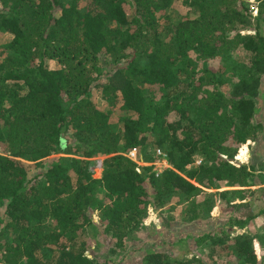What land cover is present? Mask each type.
Segmentation results:
<instances>
[{
    "label": "trees",
    "instance_id": "16d2710c",
    "mask_svg": "<svg viewBox=\"0 0 264 264\" xmlns=\"http://www.w3.org/2000/svg\"><path fill=\"white\" fill-rule=\"evenodd\" d=\"M255 4L256 15L248 0H0L1 264H101L91 240L105 235L118 253L150 206L187 203L193 222L212 218L218 199L232 215L221 234L195 237L213 246L207 258L264 264V232L235 234L264 213V0ZM248 140L254 155L240 163ZM134 148L149 164L160 149L170 166L139 172ZM95 157H105L99 179ZM141 264L206 263L154 249Z\"/></svg>",
    "mask_w": 264,
    "mask_h": 264
},
{
    "label": "rangeland",
    "instance_id": "374dc122",
    "mask_svg": "<svg viewBox=\"0 0 264 264\" xmlns=\"http://www.w3.org/2000/svg\"><path fill=\"white\" fill-rule=\"evenodd\" d=\"M248 1L252 2L251 7L253 8V6H255V2H253L252 0ZM175 7L179 11L178 13L182 14L184 8L180 7L179 9L178 4H175ZM174 17H176L174 19V22H176L179 18V15H175ZM163 22L165 21L163 20ZM4 37L8 38V35ZM49 63L51 68L58 67V63H56V61H51ZM262 92V96L264 97V83ZM96 93H98V91ZM94 99L100 102V96L98 94L94 95ZM262 111L258 113L259 120L264 117V111ZM118 117L119 113H112L111 121L117 123ZM118 125L120 127V123L117 124V126ZM252 143L253 145L256 144L253 141ZM243 145L241 146V148L243 147ZM241 148L239 149V151L241 150ZM253 152L254 151H251L250 154L254 155ZM140 155L141 154H139L138 151V157L141 158ZM58 156H61V154H54L50 156V158H55ZM104 159L105 157H95L91 159V171L93 177L96 179H99L102 176ZM246 161L248 163L250 162L249 159H246ZM25 162L30 165L33 164V162L30 161ZM181 204L178 205L174 201H172L170 204L161 208L150 206L144 219V230L140 232L137 239H129L122 250L117 249L118 253H112L110 251L109 247H112L114 243L111 239H107L105 235H102L96 240H91L90 247L87 248V254L90 257H96L101 264H141L144 254L157 249L168 252L171 255L173 254V256L176 258H190L192 255H195L197 258H202L203 262L206 264H216L213 260H210L206 256L207 252L209 253L211 251V248L213 249V246L209 244L210 242L205 243L204 241H201L198 243L195 240V237H201L203 234L208 232H213V234H221V229L218 227H222L225 224L228 215H225L223 219L218 220L207 218L206 221L199 219L193 222H187V203ZM230 214L232 215V213H229V215ZM94 220L96 222L99 221L98 215H94ZM191 224H193L194 226H192ZM263 232L264 225L259 222V224L256 226L255 232L251 233L261 236ZM237 233L242 232L240 228L236 227L235 234ZM222 247L223 246H218L217 249L215 247L214 249L217 252L218 250L223 252ZM255 247L257 250L261 249L258 244H256Z\"/></svg>",
    "mask_w": 264,
    "mask_h": 264
},
{
    "label": "crops",
    "instance_id": "0c3cea01",
    "mask_svg": "<svg viewBox=\"0 0 264 264\" xmlns=\"http://www.w3.org/2000/svg\"><path fill=\"white\" fill-rule=\"evenodd\" d=\"M254 147H255V145H253V143H252L251 140H248L243 145V147L241 148V150L242 149L245 150L246 157H245V159H239L237 157L240 160V163H246V164H248V162L246 161V159L247 160L249 159L250 161L252 160L253 155L250 154V152L254 150ZM240 151H239V153H240ZM238 155L239 154H237V156ZM250 157H251V159H250ZM243 160H245V161H243ZM256 173H258V172H256ZM262 186L264 187V184H262L261 186H257V188H261ZM236 188H238V187H236ZM226 189H233V188L232 187L225 186L223 184H222L221 188H219V190H226ZM218 200H219L218 203H216V205L214 206L213 210L211 211L210 216L212 218H210V219H216V220L223 219L225 217V215L227 216V215H229V213H232V211H227V209H226L227 208V204L226 203H224L221 199H218ZM181 205H183V204H181ZM201 220L206 221L207 219L204 217ZM259 222H261L264 225V213L261 214V215H259V216H257L255 219H253L250 222V224H248V226H247L248 228H240V230H241L242 233H244L246 230H248L250 232H255L256 226L259 224ZM191 225L194 226L193 224H191Z\"/></svg>",
    "mask_w": 264,
    "mask_h": 264
},
{
    "label": "built area",
    "instance_id": "2783aa9c",
    "mask_svg": "<svg viewBox=\"0 0 264 264\" xmlns=\"http://www.w3.org/2000/svg\"><path fill=\"white\" fill-rule=\"evenodd\" d=\"M252 1L254 2V0H252ZM253 13L255 15L257 14L256 4H255V6H253ZM127 156L137 163V165H138L137 171H139V172L142 171L143 166L153 164V172H155L156 176H159L165 169H167L170 166L167 153H165L164 151H162L160 149H158L156 151V156L158 157V160L156 162L150 163V164L143 162V160L140 157H138V151L136 148L130 150L128 152ZM235 158H236V160H239L237 158V156ZM201 162H202V158L197 157L195 163L199 165V164H201ZM262 165L264 167V158L262 161ZM263 199H264V197H263Z\"/></svg>",
    "mask_w": 264,
    "mask_h": 264
},
{
    "label": "clouds",
    "instance_id": "9594fccd",
    "mask_svg": "<svg viewBox=\"0 0 264 264\" xmlns=\"http://www.w3.org/2000/svg\"><path fill=\"white\" fill-rule=\"evenodd\" d=\"M254 2H255V0H254ZM250 3H252L251 1H250ZM128 154V153H127Z\"/></svg>",
    "mask_w": 264,
    "mask_h": 264
}]
</instances>
